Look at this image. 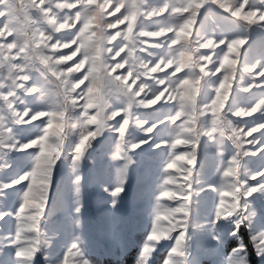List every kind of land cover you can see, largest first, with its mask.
Segmentation results:
<instances>
[{
    "label": "snow or ice",
    "instance_id": "obj_1",
    "mask_svg": "<svg viewBox=\"0 0 264 264\" xmlns=\"http://www.w3.org/2000/svg\"><path fill=\"white\" fill-rule=\"evenodd\" d=\"M211 14L224 24L209 31ZM253 33L264 38V0H0V264H91L84 167L109 141L115 183L90 179L120 256L252 264L246 227L264 264ZM149 155L155 177L138 174ZM130 193L138 213L125 211Z\"/></svg>",
    "mask_w": 264,
    "mask_h": 264
},
{
    "label": "rangeland",
    "instance_id": "obj_2",
    "mask_svg": "<svg viewBox=\"0 0 264 264\" xmlns=\"http://www.w3.org/2000/svg\"><path fill=\"white\" fill-rule=\"evenodd\" d=\"M218 24L222 26L224 22L220 20L219 17H217L215 14H211L209 19L207 20L206 27L209 31H211L213 28H216ZM250 43L253 45V51L251 55L255 57L259 54L260 48L264 47V38H261L260 35L257 33H253V38ZM247 46L248 45H245V47ZM254 95H258V93H255L254 91ZM97 148L98 150L93 153L95 163L86 164L84 167V219L91 237L90 246L88 249L89 259L91 260V264H114L117 263V261H123L125 257L119 255L118 248L113 242L111 233L106 231V226L109 219V204L106 202L107 194L103 193L98 187V185L93 183L90 179L91 175L95 172L100 174V176L107 182V184L115 183L116 162L111 158V153L114 150V145L109 141L105 142L103 147L97 146ZM157 164L158 160H156L152 155L146 156L141 164L140 169L138 170V174L150 173L153 177H155L156 175H158L159 172ZM214 195V193H209L208 196L202 195V207H204L209 201L210 197ZM140 207L142 206L137 204V202L133 199V194L130 193L129 197L125 200V211L135 210L138 213ZM57 219L61 223L64 222V217L62 215L58 216ZM131 237L134 242H138L140 239L143 238V228H134L131 231ZM241 237L243 238L244 244L248 247L250 259L252 255L255 257V264H260L258 258L255 256L246 227L241 230ZM68 238L70 237L62 234L61 241H58V243ZM237 244V239H227L224 245L225 253H230L232 248L236 247ZM133 255L134 257L129 259L130 264H133L136 255L135 249H133L128 256ZM159 256H165V251L161 250L157 254L156 258H158ZM202 264H212L211 258L208 256H204L202 259Z\"/></svg>",
    "mask_w": 264,
    "mask_h": 264
},
{
    "label": "trees",
    "instance_id": "obj_3",
    "mask_svg": "<svg viewBox=\"0 0 264 264\" xmlns=\"http://www.w3.org/2000/svg\"><path fill=\"white\" fill-rule=\"evenodd\" d=\"M133 257H134V255H133V256H127V257H125V259L122 261L123 264H130L129 259H131V258H133ZM163 258H164V256H159L158 258H156V264H159L160 261H161ZM251 261H252L253 264L256 263V261H255V257L252 256V255H251ZM107 264H109V263H107ZM114 264H120V262L117 261V263H114Z\"/></svg>",
    "mask_w": 264,
    "mask_h": 264
}]
</instances>
